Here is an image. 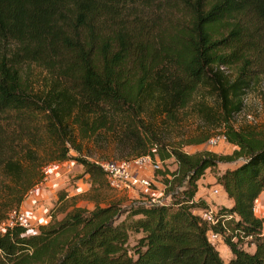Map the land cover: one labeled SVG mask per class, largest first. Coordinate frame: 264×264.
<instances>
[{
    "label": "trees",
    "instance_id": "1",
    "mask_svg": "<svg viewBox=\"0 0 264 264\" xmlns=\"http://www.w3.org/2000/svg\"><path fill=\"white\" fill-rule=\"evenodd\" d=\"M262 50L264 0H0V221L20 208L50 162L74 158L93 183L107 182L98 159L81 152L80 142L101 131L124 129L122 142L143 148L122 159L156 151L177 161L165 179L167 202L69 208L60 193L37 231L5 225L0 264H264V217L254 212L264 189V136L230 122L250 82L247 65ZM236 62L233 78L220 69ZM206 85L234 155L164 149L152 119H174ZM235 159L216 174L232 199L218 212L237 215L225 232L194 212L207 205L201 196L190 199L207 168ZM209 228L221 232L227 260Z\"/></svg>",
    "mask_w": 264,
    "mask_h": 264
},
{
    "label": "rangeland",
    "instance_id": "2",
    "mask_svg": "<svg viewBox=\"0 0 264 264\" xmlns=\"http://www.w3.org/2000/svg\"><path fill=\"white\" fill-rule=\"evenodd\" d=\"M239 66L240 62L222 64L220 69L233 78ZM31 67L35 72L40 71V68L33 64ZM247 72L251 75L250 82L241 91V108L233 112L230 122L239 131H254L264 136V50L248 63ZM221 113L219 101L210 86H200L193 94L190 103L178 110L174 119L164 118L162 115L154 117L152 132L165 145L164 149L180 147L187 153L210 151L220 155H234L233 151L237 146L223 136L216 144H208L209 137L221 134L224 129ZM123 138L124 129L121 130V128L119 131H101L88 140L80 142L82 155L90 159L117 160L143 151V148L136 147L134 140L124 143ZM143 139L145 149H151L150 142L154 140L151 135L144 134ZM71 153L76 155L77 152L73 150ZM238 162L240 159L219 161L213 168H207L199 178L198 188L205 193L208 202L217 208L224 204L225 195L214 181L215 175L218 171L232 167ZM155 163L158 164L157 167L154 166ZM176 167L177 161L174 156L162 158L159 152L155 151L150 163L140 168L141 175L149 179L147 186L131 182L129 186L112 187L108 181L93 183L85 167L74 158L50 162L44 167V179L30 191L20 205L29 213L31 226L28 231L33 232L38 229L41 225L39 221L47 222L50 219L49 208L60 193L65 195L69 208L73 203L92 207L96 201L101 204L115 201L122 209L138 202L152 201V198L167 202L173 197L167 192L169 186H166L165 179L172 177L171 171ZM181 187L177 186V190ZM215 187L218 189L217 192L213 191ZM62 213V211L58 212L57 216L60 217ZM139 235H141L140 232L132 233L129 238L130 243H134ZM214 245L223 260L232 256L223 240L215 241ZM245 248L252 250L254 245L245 244Z\"/></svg>",
    "mask_w": 264,
    "mask_h": 264
},
{
    "label": "built area",
    "instance_id": "3",
    "mask_svg": "<svg viewBox=\"0 0 264 264\" xmlns=\"http://www.w3.org/2000/svg\"><path fill=\"white\" fill-rule=\"evenodd\" d=\"M221 136L225 137L223 132L221 134L212 135L208 139V144H216L219 139H221ZM151 158L152 156L150 153H145L133 156L129 159H105L95 160V162L104 171L106 179L112 187L129 186L131 182H138L139 184L147 186L149 184V179L141 175L140 168H142L144 164L150 163ZM154 166L157 167L158 164L155 163ZM213 191L217 192L218 189L215 187ZM196 200L197 199L194 197L190 199V201ZM152 201L161 202L159 200H155L154 198H152ZM194 212L199 213L209 224L220 225L222 230L225 232L229 231L225 224L226 219L237 217L235 212L223 215V213L218 212V208L216 206L210 204H207L204 207H195ZM14 223H18L27 229L31 226L29 218L21 208L10 211L8 216L0 221V228L2 229L5 225H12ZM261 233L264 236V227ZM207 237L212 242L222 240L221 232L213 230L212 228L208 229Z\"/></svg>",
    "mask_w": 264,
    "mask_h": 264
},
{
    "label": "crops",
    "instance_id": "4",
    "mask_svg": "<svg viewBox=\"0 0 264 264\" xmlns=\"http://www.w3.org/2000/svg\"><path fill=\"white\" fill-rule=\"evenodd\" d=\"M214 181L216 182V175H215ZM198 182H199V179H198ZM216 184L219 186V189L222 192V194L225 195V201H224L223 205L230 206L232 204V199L227 196L226 192L224 191V189L222 188V186L220 184H218L217 182H216ZM198 187H199V183H198ZM202 192L203 191H201L199 188H197V191L194 195V198L197 199L199 196H201L207 204H210L208 202L207 197L205 196V193H202ZM210 205H212V204H210ZM20 208L22 209V207H20ZM22 210L26 213L27 217L29 218V216H28L29 213L27 212V210H25V209H22ZM254 212L257 216L264 217V189L260 192L258 197L255 199ZM44 222H46V221H44ZM44 222L39 221V223H41V224H43ZM37 230L38 229L34 230L33 232H35ZM224 245H226V244L224 243Z\"/></svg>",
    "mask_w": 264,
    "mask_h": 264
}]
</instances>
